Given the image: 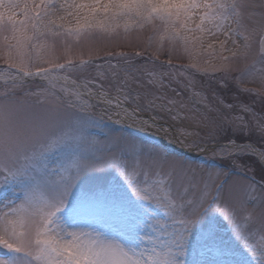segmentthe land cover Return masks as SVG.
<instances>
[{
    "label": "snow or ice",
    "instance_id": "snow-or-ice-1",
    "mask_svg": "<svg viewBox=\"0 0 264 264\" xmlns=\"http://www.w3.org/2000/svg\"><path fill=\"white\" fill-rule=\"evenodd\" d=\"M0 68V264H264V0H0Z\"/></svg>",
    "mask_w": 264,
    "mask_h": 264
},
{
    "label": "rangeland",
    "instance_id": "rangeland-1",
    "mask_svg": "<svg viewBox=\"0 0 264 264\" xmlns=\"http://www.w3.org/2000/svg\"><path fill=\"white\" fill-rule=\"evenodd\" d=\"M255 2L258 4L260 2V0H255ZM136 35H138V34L133 33V34H131L130 38L134 40ZM144 35L146 36L147 33H145ZM221 39H223V37H221ZM228 47L229 48L232 47L230 43H229ZM142 50H143L142 48H137L135 46H128L124 42V40L121 38L116 44H114V46L104 48L103 51L101 52V55H103L104 51H110V52L124 51V52H127V53H132V52H135V51H142ZM224 55L227 56V55H229V53L225 52ZM161 59H165V57L161 56ZM199 59L200 60H211L213 63H219L218 60H216L215 58H213L211 56H201ZM111 63L123 65V60L114 59V60L111 61ZM136 63H138V64L139 63H143V61L137 60ZM173 63L188 64V63H190V60L187 57H184V58L179 59V60H176L174 58L173 59ZM97 65H99V67H90V68L85 70L86 73L89 74V78L95 77L97 72H105L107 70V68H108L107 64L103 60H98L97 61ZM2 71H3L2 68H0V72H2ZM219 78H220V74L219 73L211 81L209 80L208 77H204V76H201L199 74L195 75V79L197 81H199L201 83H212L213 86H215V82L217 80H219ZM38 84H39L38 81H28L26 87L28 89H30V90H35V88L38 86ZM105 84L107 86V82L106 81H105ZM172 86L176 87L175 84H173ZM10 87H11V85L7 81L0 80V93H3L4 91H6ZM245 87L258 88V87H260V85H259V83L253 82V83L246 84ZM167 94L169 96L173 95L171 92H168ZM222 95L224 96L226 102H228V103H238V102H241V101L244 102V103H252L253 101H256V103H255L256 112L258 114L264 115V111H262V109H264V103H261L254 96H251V95L246 94V93L237 92L234 84L231 81L227 82V87L222 91ZM189 96H190V93L185 92V98L187 99ZM85 99H87V97H85ZM102 109H103L102 105H98L94 109V112L97 115V117L98 118L102 117V123L100 124L99 127L93 129L94 132H96L98 134H101V135L106 134V133L107 134L123 133L124 135L130 134L129 130H126L124 125L115 124L107 116H105V114L103 113ZM110 111L114 112L115 110L112 109ZM169 123H170V121H169ZM177 126L179 127V125H177ZM131 134H134V133L131 132ZM141 138H143V137H141ZM144 140H146V139H144ZM146 141L150 142L149 140H146ZM150 143H152V142H150ZM152 144H155V143H152ZM164 148H166V147H164ZM166 149H167V151L172 152L168 148H166ZM175 153L183 154L181 152H175ZM186 158L194 160L196 163H199L201 165V167H209L213 163V158L211 157V155L209 153H200L198 155V157L187 155ZM245 159H246L247 162L253 163L251 158H245ZM256 167H257V170H258L259 169V165H256Z\"/></svg>",
    "mask_w": 264,
    "mask_h": 264
},
{
    "label": "bare ground",
    "instance_id": "bare-ground-1",
    "mask_svg": "<svg viewBox=\"0 0 264 264\" xmlns=\"http://www.w3.org/2000/svg\"><path fill=\"white\" fill-rule=\"evenodd\" d=\"M2 77H3V74L0 73V79H2ZM101 105H102V104H101ZM102 107H103V109L105 108L104 105H102ZM114 110H115V109H114ZM103 113H104V112H103ZM109 117H110L112 120H117V119H119V117H116V116H114V115L109 116ZM121 123H123L124 125H127V124H129L130 122H129V121H122ZM165 127H168V126H165ZM132 130H135V131H137V132H141V133H143V134H145V135H148V136H151V137H154V138H159L161 135H163L164 138H165L164 141H167L168 143H169L170 140H173V138H174V136H172L171 139H168V137H170V136H167V137H166V136L164 135L163 132H159V131H157L156 128H148L146 132L138 131L135 127H133ZM170 144L176 146L177 148L182 149V148H181L182 146H181L180 144H178V143L172 142V143H170Z\"/></svg>",
    "mask_w": 264,
    "mask_h": 264
}]
</instances>
